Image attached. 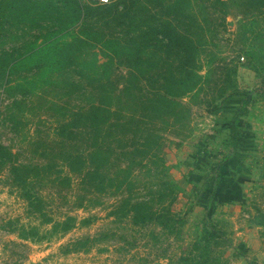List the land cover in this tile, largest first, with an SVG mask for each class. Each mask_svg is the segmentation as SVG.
Here are the masks:
<instances>
[{
    "label": "rangeland",
    "instance_id": "obj_1",
    "mask_svg": "<svg viewBox=\"0 0 264 264\" xmlns=\"http://www.w3.org/2000/svg\"><path fill=\"white\" fill-rule=\"evenodd\" d=\"M52 1L6 10L0 0V145L12 154L0 156V264H264V0H191L192 17L179 20V31L187 34L193 21L202 27L193 33L202 39L201 78L159 118L146 105L159 83L135 77L132 52L109 56L95 42L32 93L6 84L37 78L29 67L5 77L4 65L74 18ZM77 1L85 13L93 7ZM176 1L150 3L154 23L177 24ZM119 11L126 14L125 5L113 15ZM99 18L73 28L135 35L129 20ZM109 90L113 114L97 136L77 114ZM238 112L240 145L218 174L233 151L228 125ZM97 149L104 157L93 164ZM80 156L87 163L74 171L69 163ZM13 165L29 168L27 188ZM138 204L173 220L135 224Z\"/></svg>",
    "mask_w": 264,
    "mask_h": 264
},
{
    "label": "trees",
    "instance_id": "obj_2",
    "mask_svg": "<svg viewBox=\"0 0 264 264\" xmlns=\"http://www.w3.org/2000/svg\"><path fill=\"white\" fill-rule=\"evenodd\" d=\"M156 0H120L119 2L106 5L98 6L92 5L89 13H85V8L82 3L77 0H59L54 5L62 3V8H68L73 11V19L67 20L60 28L52 31H48L47 35L43 38L42 43L33 44L25 52L17 55L11 61L4 65L3 71L5 77L9 74H18L22 71V68H30V71L38 74L36 77H24L16 81L13 85L6 79V84H9L12 89H17L23 94H29L38 89L39 81L44 80L52 74H56L58 70L63 67L66 60L76 57L77 52L82 50V45L86 42H95V46L102 47L106 54L109 56L119 57L124 53H130L131 58L134 60V70L137 71V76H142L150 84L153 82L159 83L158 86L151 85V97L146 98V105L149 109L156 111L158 118L167 110L163 105L170 103L169 99L178 98L185 89L195 88L197 82L200 80V52L202 46V39L195 36L194 30L199 29L202 31V27L193 21L189 28L186 30L187 34L180 32V22L183 17H192L191 10L188 6H191V0H177L172 8L173 14H176V20L178 23L175 24L172 21H168L165 24L154 23L153 18L156 16L150 9V3H154ZM53 5L52 0H45L43 3H39L38 0H7L5 4L6 10L14 6L15 9H22L31 5ZM1 5V4H0ZM125 5V11H119L120 15L114 16L112 11L119 10L120 6ZM9 7V8H8ZM144 9V11H142ZM189 10V14L187 11ZM142 11V12H141ZM149 12L151 15L148 20L144 21L139 18L140 14ZM62 13V11H59ZM171 12V11H170ZM190 15V16H188ZM108 16V17H106ZM68 18V16H66ZM113 20L115 23L120 25L118 20L125 19L130 21V26L136 24L135 29L132 31V35L127 36L124 40L122 37L117 35H106L103 32L95 33V36L89 34L84 30L76 32L73 28L80 21L87 22V19L98 18ZM191 19V18H190ZM121 25H123L121 23ZM92 27V26H91ZM138 29V30H137ZM90 30V29H89ZM159 36H162L161 38ZM203 37V34H201ZM199 36V37H201ZM159 52H165L161 58L158 57ZM159 59V60H158ZM156 70L155 73L153 71ZM237 73V70L234 71ZM157 78V81L155 80ZM156 96L158 99H156ZM155 97V98H154ZM114 97L110 94V90L107 92L103 101L94 103L89 110L83 111L77 114L80 122H85L88 126L97 132V136H101L104 132V126L111 120L113 114L112 99ZM154 98V99H153ZM218 108L211 110L210 112L217 111ZM147 119H152V115H147ZM241 113L232 119L228 128L231 133V140L233 142V151L230 152L228 157L218 165L215 169L218 174L223 168L230 166L232 167V160L236 150L240 145V138L242 133L239 127V121ZM64 130L70 129V126L64 125ZM71 134V133H70ZM64 133L65 136L70 135ZM0 156L10 158L12 154L6 149L5 146L0 145ZM104 154L101 149H97L94 154L90 156V162L97 164L102 162ZM70 161V168L74 171L83 170L87 160L80 156L76 160ZM78 163V165H76ZM104 164V162H103ZM102 164V165H103ZM97 165V169H98ZM11 172L15 179L20 183L21 186L27 188V182L29 181V168L24 166L13 165ZM97 176H101L99 171L94 173ZM90 175H93L90 172ZM218 178V177H217ZM101 186L105 185L108 180L107 177L102 178ZM128 179V178H127ZM128 180L124 181L121 185L127 183ZM220 181H217V184ZM113 183V182H111ZM222 185V182L219 183ZM114 185V184H111ZM105 187L103 186L102 190ZM217 187L212 189V193L215 194ZM28 200L32 202V196L27 195ZM131 205L128 204L127 208ZM135 206V207H134ZM135 208V215L133 216L135 224H146L150 221H158L164 218L171 220V212H167L166 215H160L147 209L146 205L138 204L133 205ZM173 220V219H172ZM215 231H211L210 238H214Z\"/></svg>",
    "mask_w": 264,
    "mask_h": 264
},
{
    "label": "built area",
    "instance_id": "obj_3",
    "mask_svg": "<svg viewBox=\"0 0 264 264\" xmlns=\"http://www.w3.org/2000/svg\"><path fill=\"white\" fill-rule=\"evenodd\" d=\"M86 1L90 2L93 5H98V6L112 5L119 2V0H86ZM242 60L244 61L245 58H242Z\"/></svg>",
    "mask_w": 264,
    "mask_h": 264
}]
</instances>
